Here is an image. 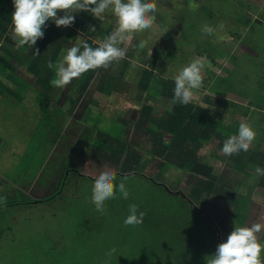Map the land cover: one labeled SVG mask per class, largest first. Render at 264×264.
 <instances>
[{
    "label": "rangeland",
    "instance_id": "rangeland-1",
    "mask_svg": "<svg viewBox=\"0 0 264 264\" xmlns=\"http://www.w3.org/2000/svg\"><path fill=\"white\" fill-rule=\"evenodd\" d=\"M152 2L156 5L157 18L153 28L137 32L131 41L119 45H123L126 53L127 50L134 52V61L144 64L142 69L135 67L131 76L126 75L124 79L129 78L128 87L123 84V89H119L120 82L117 81L112 87L97 91V97L90 105L88 121H82L79 114L83 111L79 109L74 118L54 111L55 118H43L42 122L41 117L29 114L35 111L29 110L31 104L19 108L7 104L8 109L3 105L5 98H0V111L4 114L0 115V138L4 136L5 139L0 149V155L5 152L0 160V166L4 168L0 171V198L6 197V203L0 200V264H114L115 252L109 253L112 249L116 250L118 226L114 217L109 216L107 206H104V213H97L92 202V189L102 170L132 174L128 166L131 154L140 156L139 161L146 165L144 173L147 176L156 178L161 170L160 160L154 153L152 134L145 129L138 131L140 111L146 100L159 108L154 114V122L163 113L162 105L171 102L151 94L146 100L143 98L145 94L138 87V82L150 63L159 72L157 76L174 81L178 72L193 59L206 57L202 91L194 92L198 99L201 97L199 104L228 126L226 130L237 132L242 121L250 123L257 133L252 150L264 141V113L259 109L264 106V33L260 29L264 24V0ZM58 15L63 16V13ZM74 16H77L79 24L86 26L84 33L95 40L104 39V35L116 27V18L111 12L99 18L89 12H77ZM246 18L252 19L257 30L243 25ZM221 24L223 29L219 27ZM205 25L214 29L213 34L202 31ZM90 26H95L96 31L91 32ZM235 32L248 37L243 42L240 37L232 35ZM83 37L80 35L81 41ZM141 40L148 41L143 49L138 47ZM123 60L117 70H112L115 75L123 69ZM92 88L96 91L95 84ZM69 91L59 90L55 102H63L67 94L71 95ZM207 96H212L213 106L202 100ZM2 117L8 122L2 121ZM50 127V134L46 136ZM151 128L154 133L155 127ZM51 135L57 143L50 148L52 154L44 172L46 184L39 183L41 188L23 196L22 191L31 192V189L21 188L22 179L29 181L35 176V170L26 165L28 155L33 152L39 155L43 149L40 146L46 145ZM162 136L168 139L167 134ZM112 139L113 147L110 146ZM122 140L129 144L127 151ZM54 148H57L56 155ZM66 152L68 156L63 157ZM40 156L43 158V154ZM205 156L218 177L212 194L205 193L198 186L196 180L200 182L202 178L174 166L167 170L164 181L166 187L171 188L169 191H183L186 197H181L186 200L196 202V196L192 198L191 192L196 195L202 192L197 206L214 223L221 244L227 241L235 225L241 226L235 217L239 197L243 206L241 215L247 214L242 216L245 217L244 226L264 223V175L255 172L258 165L254 160L258 155L251 156L253 162L243 157L241 161L247 165L244 167L247 170L242 171L243 168L235 166L237 154L225 155L217 138H213L212 149ZM61 176L64 177L62 193L49 201L37 202L58 192L57 183ZM119 177L117 175L114 183L120 182ZM13 201L20 204L12 205ZM90 225L92 229L89 232ZM258 239L264 243V229L258 234ZM261 259L264 260V252ZM117 262H120L119 259Z\"/></svg>",
    "mask_w": 264,
    "mask_h": 264
},
{
    "label": "trees",
    "instance_id": "trees-1",
    "mask_svg": "<svg viewBox=\"0 0 264 264\" xmlns=\"http://www.w3.org/2000/svg\"><path fill=\"white\" fill-rule=\"evenodd\" d=\"M14 11L15 8L14 10H6L5 13L7 15L1 17L0 28L2 30L3 28L6 29L5 24L12 22V14ZM262 18L264 19V15H262ZM243 25L251 29L257 28L253 25L252 19L250 18H246ZM54 26L56 25L53 22L50 32H47L45 37L54 34L57 30ZM81 26L84 28V25ZM260 29L263 34L264 24ZM81 32L83 31L80 30V27H76V29L70 27L64 29L62 33L58 30L59 48H57L54 53H51L49 58H45L43 54H45L46 45L45 48L42 47L40 52L42 56H37L33 59V63L29 64V73H37L33 71L34 64L35 66H41L43 68L48 66L49 61L56 64L60 60V48L63 47V43L70 42L78 35L85 36V41L83 43L86 42L93 48L97 47L93 42L92 36L89 37L87 33L82 34ZM109 33L110 32H107L104 38L109 35ZM232 35L237 37L241 36L236 32ZM130 52L132 51L127 50V53ZM5 58L7 59V57ZM5 58L4 54L3 56L0 55V69L4 67V64L7 69L13 68ZM42 62L45 63L43 64ZM100 69L90 70L80 76L78 80V83L81 85L80 97L87 93V90L95 78V74ZM45 81L48 82L49 77H47ZM111 81L109 82V80H107L105 85L100 87V90L104 91L106 88L112 87L114 79H111ZM139 87L148 91L149 95H156L160 98L168 97L174 100L175 82L163 79L162 77L159 79L153 78V71L150 69L144 70L139 80ZM94 97H97L96 92L91 95L90 105L95 101V99H93ZM42 102L48 104L49 97H43ZM90 105L86 108V114L84 116L85 121H88L91 116ZM154 109L155 107L153 105L145 104L142 106L138 131L143 132V129H145L152 134L151 140H154V153L158 157L157 159L160 160L161 170L156 175V178L147 176V174L144 173L146 165L144 162L139 161L141 159L140 156L135 155V157L131 154L128 166L132 169V174H128V172L116 173L121 179L125 176L128 177L126 181V188L129 192L128 199H124L120 193L117 192L115 198L105 202V206H107V210L109 211V216L114 217L118 226V237L115 242L116 251L113 257L115 260L114 264H206V258L216 253L219 242L214 223L209 217L204 215L199 206H197L198 197L202 192L199 191V193H197L198 195H196L194 191L191 192L192 198L196 196V202L191 198H189L191 200H186L181 197V195L186 197L183 191H179V189L169 191L171 188L166 187L164 175L170 166L187 171L194 177L202 178L203 181L199 182V180H196L198 186L200 189L204 190L205 193L212 194L218 184V177L214 173V168L206 161L205 155L212 149L213 138L219 140V147L222 150L224 141L229 136L238 134V131L226 130L228 126L223 125L221 121L211 116L212 112H209L207 108L201 105L193 106L191 103L185 105L175 102V105L171 109L172 111L164 117L161 116L156 118L155 122L152 121L155 116ZM153 126L155 127L154 133L151 128ZM220 126L223 127V130ZM163 134L168 135L167 140L163 138ZM108 139L110 138H106V140ZM110 141V146L113 147L114 139ZM123 143L126 145V148L122 145V149L124 148V150L127 151L129 144L126 141ZM262 153L263 152H261V154ZM258 154L257 149H254L251 155L248 151L244 152L241 150L235 158V166L239 169L243 168L242 171L247 170L244 169L247 165H243L241 161L243 157L253 162L251 156ZM212 156H214V154H212ZM255 159L254 163L259 167L264 166V156L261 161L259 158ZM61 187L62 184L57 193L45 196L37 202L49 201L53 197L61 194ZM22 193L23 196H28L23 191ZM14 204L20 203L18 201H13L12 205ZM108 204L110 206H108ZM131 204H136L139 211L146 213L143 223L140 225H124V220L129 215V206ZM0 206H2V204H0ZM3 206L6 207L9 205L3 204ZM242 207L239 197L236 205L237 210L235 217L237 222L243 227L245 217L242 218V216L245 214L241 215ZM105 210L104 208V211ZM104 211H97V213L101 214L104 213ZM245 216H247V214ZM91 229L92 227L90 225L88 231L90 232ZM117 259H119L120 262H117Z\"/></svg>",
    "mask_w": 264,
    "mask_h": 264
},
{
    "label": "clouds",
    "instance_id": "clouds-1",
    "mask_svg": "<svg viewBox=\"0 0 264 264\" xmlns=\"http://www.w3.org/2000/svg\"><path fill=\"white\" fill-rule=\"evenodd\" d=\"M15 11L12 14V39L17 47L28 45L34 48L37 41L45 35L46 22L54 21L57 28L72 27L76 29L74 13L89 12L96 18L106 12H111L116 18L115 29L103 40L93 42V48L88 43L81 44L80 38L72 47L62 53V59L56 64L51 61L48 67L55 70V77L50 81L51 86L63 88L82 74L100 68L107 69L113 62L126 57V50L119 45L133 39L137 32L150 30L156 24V5L152 0H13ZM63 12V16L58 13ZM73 23L74 26H71ZM223 29V25H219ZM95 32V26H90ZM202 31L208 35L214 29L205 25ZM147 40H141L138 47L147 46ZM83 49V50H81ZM35 56H39L35 48ZM206 57H197L184 66L175 76L174 102L188 104L194 91L203 85V70ZM256 131L250 123L241 122L238 134L229 136L223 144L222 152L231 156L241 150L247 152L256 138ZM255 172L264 175V169L256 166ZM117 174L114 170H102L95 179L92 189V202L97 211H104L105 202L115 198L118 191L124 199H128L126 188L128 177H123L119 184L114 183ZM6 203V197L0 198ZM146 213L139 211L136 204L129 206V215L124 220L125 226H135L143 223ZM264 229V223H254L251 226H236L227 241L218 245L216 253L206 258V264H264L261 253L264 243L258 239V234ZM116 250L112 249L110 255Z\"/></svg>",
    "mask_w": 264,
    "mask_h": 264
},
{
    "label": "crops",
    "instance_id": "crops-1",
    "mask_svg": "<svg viewBox=\"0 0 264 264\" xmlns=\"http://www.w3.org/2000/svg\"><path fill=\"white\" fill-rule=\"evenodd\" d=\"M210 2L213 3L214 0H210ZM209 5L211 6L213 4H209ZM12 9L14 10L13 0H0V20H1L2 16L7 15L5 13L6 10L8 11V10H12ZM63 15H64V13H63ZM76 18H77V16L75 17L76 27H80V30L83 31V34H85L84 28L86 26H84V28H83L81 26L82 24H79V22L77 21ZM53 22L52 23H49L48 21L46 22V27L44 28L45 34H47V32H50V29L53 26ZM0 23H1V21H0ZM5 27H6V29L3 28V30L0 28V42L2 44V45H0V55L3 56V54H4V58L7 57V59L5 58V60L7 62H9V64L12 65L13 68L7 69L5 67V64H4V67L0 69V98H5L6 102H3V105L5 107H7L8 109L10 108V107H8V105L18 106V108H19L22 106L25 107L27 104H31L29 107V110H35V111L29 112V114H34L38 118L41 117L42 122H43V118H49L50 117L51 120H52V118H55L56 115L53 114L54 111L64 113V115H63L64 117L74 118L75 116H77L79 114V109H81V111H83L82 113L79 114L82 121L86 122L84 119V116L86 114L87 106L90 105V100H89L90 94L92 95L94 92L99 91L100 87L104 86L106 81L111 80V79H114V84H116L117 81L120 82V86H119L120 88L119 89H123L122 86H124V85L128 87L127 81L129 78L124 79L126 77V75L131 76L132 71L134 70L135 67L138 68L139 70H141L143 65H144L143 63H139V62L134 61V55H135L134 52L126 53V57L123 60V62H124V66L122 69L123 72H121L122 71L121 70V71H119L120 74H117V75H115L112 72V70H114L115 68H116V70L118 69L122 60L113 62L107 69L101 68L95 74V78L92 81L89 89L87 90V93L84 96L80 97V90H81L80 86L81 85H80V83H78L79 82L78 80L80 77L76 78L75 80H72L71 83L64 86L63 88H56V87L51 86V84H50V81L55 77V70L54 69H51L48 66L43 68L41 66L40 67L35 66V64H34L33 71L35 73L37 72L36 74L39 73L38 75L29 73V69H28L29 64H32L33 59L37 57L34 55L35 48H38L39 52H41V48L42 47L45 48V45H46V49H45L46 51H45V54H43V56L45 58H49L51 56V53H54L56 51V49L59 48L58 47V30L63 31L64 29H68L70 27L57 28L56 26H54L57 29L54 32V34H52V35L48 34L49 37H45V35H44V37L42 39L37 41V44L34 46V48H30L28 45H25L23 47H17L16 44L14 43L13 39H12V29H13L12 22L9 24H5ZM87 28H88V26H87ZM79 37H80V35H78L75 39L71 40L68 43H63V47L60 48L61 54H62V50L70 48L75 43H77V38H79ZM247 37H248L247 35H245V36L241 35L240 36V38L243 39V42H244V39H246ZM236 38H238V37L236 36ZM84 39L81 41V38H80L79 42L82 44L85 41ZM101 40H103V39H101ZM46 43H48V44H46ZM121 47L124 48L123 45ZM47 52H48V54H47ZM61 54H60V60L62 59ZM40 56H42V53L40 54ZM42 63L44 64L45 62H42ZM150 64H151V66L147 65L145 69H150L153 71V78H160V76H157V74H159V72L156 69L155 70L153 69L152 63H150ZM144 70H143V72H144ZM142 75H143V73H142ZM142 75H141V77H142ZM47 77H49L48 82L45 81ZM141 77H140V79H141ZM162 78L166 79V80L172 79V78L165 77V76H163ZM94 84L96 87V91L93 90V88H92V86ZM138 87H139V82H138ZM108 88H110V87H108ZM61 89H65V91L70 89V91L68 93H70L71 95L67 94L65 96L63 102H61L59 104V103L55 102L56 101L55 97L59 94V90H61ZM141 90L144 92L145 95L143 98H145V100H146V98L149 97V92L145 91L144 89H141ZM198 91H202V89L194 90V92H198ZM43 97H45V98L49 97V103L48 104L42 102ZM164 99L171 101V102H167L166 104L162 105L163 108H161V109L163 110V113L161 116H163V117L166 116L170 112L169 111L170 107L172 106L171 108H173V106L175 105V102L172 98L165 97ZM195 99L198 101H196ZM202 100L205 102H208V104H212V106H213L214 100H213L212 96L211 97L207 96ZM85 101H87L88 103L85 104ZM200 101H201V97L198 99L197 94L194 93L193 98H192L191 102H189V103L194 104L193 106H200V104H199V103H201ZM195 102H197V103H195ZM145 104H148L147 100L143 105H145ZM149 105H151V104H149ZM259 109L261 112L264 113V106H262V107L260 106ZM157 110H159V108L154 109V114ZM24 111H26V109H24ZM0 115H4L2 110L0 111ZM2 118H3L2 121H5L6 123L8 122L5 117H2ZM7 118H10V116H7ZM50 130H51V127L49 128V132L46 133V136L50 134ZM99 133L100 132H98V135H99ZM52 136L53 135H51L49 140H46V145L42 144L40 146L43 149L40 150L42 152H39L40 153L39 155L34 153V152L29 153L30 155H28V160L26 161V165L29 166L30 168L32 167L33 170H35V176H33L32 179H30L29 181H26L25 180L26 178L25 179L21 178L22 182H23L21 185L22 186L21 188L23 190H24L23 187H29V189H31V192H28L29 190L23 191L27 195H30V193L31 194L34 193V192H32V191H34V189H36L38 187L41 188L39 183H41V185L46 184L44 181V180H46V176H45L44 172L46 169V165H48L47 162L49 161V157H51L50 154H52L50 148L55 142L57 143L56 138L52 137ZM1 137L3 138L4 141L2 140V138H0V149L2 148V146L5 142L4 136H1ZM54 146H55V144H54ZM46 148H47V150H46ZM256 149L259 153L258 158L261 161L262 157L264 156V141L263 142L261 141L259 144V147ZM250 150H252L251 147L248 150V153L251 155V154H253L254 149L252 151H250ZM261 152H263V153L261 154ZM4 153L2 155H0V160L4 158ZM53 153L56 155L57 148H54ZM42 154H43V158H42V156H40ZM66 156H68V152H66L63 157H66ZM35 160H36V163H34ZM36 167H37V169H36ZM260 167L263 168L264 166H260ZM2 169H4V168L1 165L0 171H2ZM63 179H64V177L61 176L59 183H57L58 188L61 186ZM65 186H66V184H65ZM2 196H4V194Z\"/></svg>",
    "mask_w": 264,
    "mask_h": 264
},
{
    "label": "built area",
    "instance_id": "built-area-1",
    "mask_svg": "<svg viewBox=\"0 0 264 264\" xmlns=\"http://www.w3.org/2000/svg\"><path fill=\"white\" fill-rule=\"evenodd\" d=\"M74 24H75V23H73L71 26H74ZM94 43H96V41H95ZM96 44H97V43H96ZM0 45H1V43H0Z\"/></svg>",
    "mask_w": 264,
    "mask_h": 264
}]
</instances>
